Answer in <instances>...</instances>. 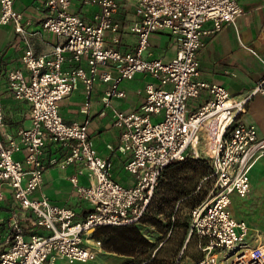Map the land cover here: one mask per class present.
Returning <instances> with one entry per match:
<instances>
[{
	"label": "built area",
	"instance_id": "built-area-1",
	"mask_svg": "<svg viewBox=\"0 0 264 264\" xmlns=\"http://www.w3.org/2000/svg\"><path fill=\"white\" fill-rule=\"evenodd\" d=\"M84 2L99 8L90 21L71 11V0L43 1L41 26L55 36L56 42L49 54L36 55L29 41L35 32L26 28L30 18L14 7L13 0H0V24H12L25 45L20 57L23 68L5 72L7 88L27 105L26 125L17 129L16 137L5 141L0 136V201L6 185L20 212L33 215L36 226L47 230L45 235L27 236L20 213L11 212L9 245L0 252V264H54L56 257L84 263L93 260L96 251L84 245L91 233L100 226L137 223L158 187L162 170L173 161L184 160L189 151L197 156L200 132L211 119H218L217 135L207 148L211 186L207 197L189 213L188 234L198 239L202 252L193 264H264V243L249 247V225L230 211L234 195L245 198L251 192L253 164L259 160L264 164V136L239 119L251 97L264 94V76L249 94L237 99L221 85L199 78L197 60L202 36L216 34L241 15L237 0ZM120 8L131 12L127 29L136 37L131 51L118 49ZM206 21L212 22L209 30L203 29ZM156 33H167L175 46L170 60L144 57L148 40ZM66 60L72 63L67 69L63 67ZM139 73L155 81L145 84L139 109L112 110L113 123L121 128L118 149L126 157L124 169L133 178L132 185L123 186L111 176V160L97 153L89 136L88 118L65 122L58 102L81 81L86 96L82 111L87 113L93 83L101 80L110 83L102 96L104 106L109 107L112 97L125 96L121 81ZM204 89L210 99L187 116L188 99ZM159 113L161 120L153 122L152 115ZM3 117L0 102V132ZM48 140L68 150L60 167L79 165L69 179L79 197L92 206L80 220L72 208L52 204L44 193L31 198L43 180ZM19 151L24 152L22 160L14 157ZM81 175L88 178L87 186L79 184ZM95 244L99 246L100 241ZM231 257L234 259L229 261Z\"/></svg>",
	"mask_w": 264,
	"mask_h": 264
},
{
	"label": "crops",
	"instance_id": "crops-1",
	"mask_svg": "<svg viewBox=\"0 0 264 264\" xmlns=\"http://www.w3.org/2000/svg\"><path fill=\"white\" fill-rule=\"evenodd\" d=\"M43 1L45 0H13L14 7L30 18V23L26 25V28L31 32H35L34 35L29 36V41L36 55L49 54L56 42L55 36L43 30L41 26L45 13ZM71 1V11L86 21H90L94 13L99 10L96 4L85 3L84 0ZM237 2L242 10L241 15L236 19L234 24L225 25L216 34L206 33L202 36L203 43L197 52V60L200 72L199 78L212 84L221 85L228 91L231 97L240 99L249 94L256 82L264 76V0H237ZM130 17V11L126 12L124 8H120L117 19L121 22V39L118 46V49L121 51H131L136 45L135 35L129 33L127 29V24L129 23L127 22V18L129 19ZM211 27V21H206L203 24L204 30H209ZM24 49L25 45L20 41V36L15 33L13 25L0 24V102L2 103L4 113V126L0 132V136L5 141L15 138L17 129L25 124L23 119L27 113V105L22 100H17L13 97L7 88L5 76V72L8 69L23 68L20 57ZM174 55L175 46L172 45L167 33H156L150 36L148 49L144 53L145 58L170 60ZM81 65L85 66L84 64ZM71 66L72 63L68 60L63 64L65 69ZM149 82L155 81L149 75L143 73L136 74L132 79L121 81L120 88L125 91V96L122 98L112 97L110 106L105 107L102 96L104 91L109 88L110 83L95 80L87 113L82 111L86 96L81 81H78L77 87L67 98L58 102L59 114L65 122H82L88 118L89 136L93 141L97 153L111 160V176L123 186L132 185L133 178L124 169L126 157L118 149L121 128L114 125L112 110L124 112L138 110L144 100V86ZM209 99L210 95L205 89L201 90L197 97L189 98L186 104V115L188 116L195 112ZM161 118L162 113L152 115L151 117L153 122H157ZM239 119L242 123L253 126L259 136H264V94L252 96L246 106L245 112L241 114ZM204 131L203 129L200 132L196 150L197 157L199 155V157L208 159L207 146L209 145V136ZM191 152L189 151L186 157ZM67 155L68 150L61 143L53 140L47 141L43 155L45 162L43 180L40 187L32 193L31 198H39L41 193H44L52 204L72 208L76 213V220H80L92 209V206L79 197L77 189L69 179L79 165L71 164L64 168L59 165V162ZM14 157L15 159L22 160L24 152H15ZM208 175L200 178L192 193L193 195L200 193L201 187L209 180L207 178ZM249 177L251 183L250 194L253 195L255 191L254 183H256L255 177L259 178L257 180L264 181V164L262 160L253 164ZM78 182L83 186L89 184L88 178L85 175L79 176ZM3 191L4 199L0 201V252L9 245L7 243L10 236L8 218L13 211L20 213V218L26 226L25 234L27 236L32 233L39 235L47 234V230L36 226L33 215L20 212L19 206L13 199L11 188L4 185ZM233 198L235 199L236 195ZM175 203L174 213L168 218L170 223L176 222V219L185 210L182 209L181 211V200ZM190 210L189 208V213ZM189 213L187 214L188 228L174 264H193L198 260L191 257L190 252L188 254L186 251L192 239H195V245L199 249L198 239L194 235L190 236L188 234ZM150 227L146 225L142 227V233L145 238L154 241L158 235H164V240L158 243V248L172 234L171 229L166 230L164 234H160L156 229H151ZM92 233L89 239L84 242V245L96 251L93 260L84 263L70 261L64 257H56L54 264H128L131 257L106 250L101 240L94 237ZM97 240L100 241L99 246L95 244ZM156 249H154L152 254H154Z\"/></svg>",
	"mask_w": 264,
	"mask_h": 264
},
{
	"label": "trees",
	"instance_id": "trees-1",
	"mask_svg": "<svg viewBox=\"0 0 264 264\" xmlns=\"http://www.w3.org/2000/svg\"><path fill=\"white\" fill-rule=\"evenodd\" d=\"M211 167L206 158L186 157L181 161H173L161 172L158 187L152 199L137 223L121 226H100L92 233L101 240L106 250L122 256L131 257L128 264H174L175 258L181 248L188 228L187 216L180 214L176 222L164 221L157 214H165L170 217L174 202L181 200L182 209L192 208L199 204L202 198L193 195L197 181L210 174ZM143 225L156 227L158 233H166L171 229L172 234L167 237L164 244L158 248V243L164 240L163 236H157L152 241L144 237ZM191 242L187 252L191 257L199 259L196 251H192ZM157 248V249H156ZM155 250L154 254L152 252ZM185 252V253H187Z\"/></svg>",
	"mask_w": 264,
	"mask_h": 264
},
{
	"label": "rangeland",
	"instance_id": "rangeland-1",
	"mask_svg": "<svg viewBox=\"0 0 264 264\" xmlns=\"http://www.w3.org/2000/svg\"><path fill=\"white\" fill-rule=\"evenodd\" d=\"M188 156H192V157L194 156L193 158H197V156L193 154L192 152L189 153ZM200 158H204V157L200 156ZM261 175H263V173H261ZM255 179H256L255 180L256 183H254L255 191L253 192V195L250 194L245 198H240L236 196L235 199L233 198L232 204L230 206V211H231L232 216L236 219L244 220L250 227V236L247 237L246 239V242L249 244L248 245L249 247H254L257 244L264 243V181L257 180L258 177H255ZM210 186H211V181L208 180L205 183V185L201 187L200 193H197L195 196H198V198H202V199L206 198L208 195ZM174 205L176 206L175 202L173 206ZM174 210H175V207H172L170 211L171 212L170 216L172 215V213H174ZM188 210L189 208L185 209L183 214L187 216V214L189 213ZM157 216L159 218H162L163 222L167 221V219L169 218V217L166 218L165 214H159V215L157 214ZM150 228L156 229V227H150ZM191 243L192 244H191L190 249L192 251L198 252L197 256L201 257L202 252L199 249H197L195 242H191ZM233 259L234 257H231L229 261Z\"/></svg>",
	"mask_w": 264,
	"mask_h": 264
},
{
	"label": "bare ground",
	"instance_id": "bare-ground-1",
	"mask_svg": "<svg viewBox=\"0 0 264 264\" xmlns=\"http://www.w3.org/2000/svg\"><path fill=\"white\" fill-rule=\"evenodd\" d=\"M217 129H218V119H211L207 123H205L204 130L208 133L210 144H213V142H214V139L217 135ZM260 192H261V190H260Z\"/></svg>",
	"mask_w": 264,
	"mask_h": 264
}]
</instances>
